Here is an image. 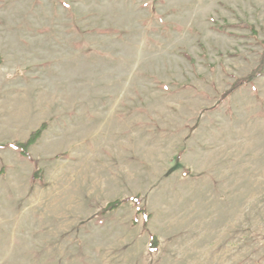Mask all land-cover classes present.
Returning a JSON list of instances; mask_svg holds the SVG:
<instances>
[{
  "label": "rangeland",
  "instance_id": "374dc122",
  "mask_svg": "<svg viewBox=\"0 0 264 264\" xmlns=\"http://www.w3.org/2000/svg\"><path fill=\"white\" fill-rule=\"evenodd\" d=\"M263 52L264 0H0V264H264Z\"/></svg>",
  "mask_w": 264,
  "mask_h": 264
},
{
  "label": "trees",
  "instance_id": "16d2710c",
  "mask_svg": "<svg viewBox=\"0 0 264 264\" xmlns=\"http://www.w3.org/2000/svg\"><path fill=\"white\" fill-rule=\"evenodd\" d=\"M263 56H264V52H263ZM263 61V60H262ZM262 71L261 67H258L257 69H255L249 76H247L246 78H242V79H237L235 81V83L233 84V87H238L242 84H246V83H251ZM47 126V123H43L41 125V127L39 129H37L36 131L32 132V134L30 135V137L25 141V142H14L11 143L10 145L12 147H14L15 149H19L21 154L29 156V152H28V148L31 144H34V142L41 136L42 131L44 130V128ZM40 169L37 168L33 175H32V179L33 180H37L38 178L41 179V176L38 175L40 173ZM127 201H131L135 204L139 203V196H135V197H126L123 199H118V200H114V201H110L108 202L105 206H103L99 213L100 214H106L108 212L114 211L116 209H118L123 203L127 202ZM138 212L140 214H142L144 220H148L150 218V214L146 213L145 209H138ZM158 246H157V242H156V236L155 235H151L149 243H148V251L150 252H155L157 251Z\"/></svg>",
  "mask_w": 264,
  "mask_h": 264
}]
</instances>
